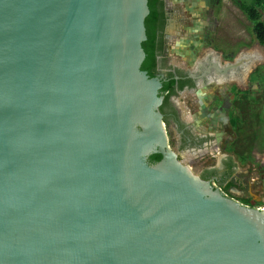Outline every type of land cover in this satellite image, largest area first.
Masks as SVG:
<instances>
[{
	"label": "water",
	"instance_id": "1",
	"mask_svg": "<svg viewBox=\"0 0 264 264\" xmlns=\"http://www.w3.org/2000/svg\"><path fill=\"white\" fill-rule=\"evenodd\" d=\"M149 13L0 0V264H264V210L167 144L160 84L141 70Z\"/></svg>",
	"mask_w": 264,
	"mask_h": 264
},
{
	"label": "rangeland",
	"instance_id": "2",
	"mask_svg": "<svg viewBox=\"0 0 264 264\" xmlns=\"http://www.w3.org/2000/svg\"><path fill=\"white\" fill-rule=\"evenodd\" d=\"M165 2L173 15L171 54L176 64L191 67L212 52L223 56L226 62L240 56L244 66L250 60L249 72L239 83L222 86L218 94L202 93L197 103L192 97L180 102L182 113L190 116L197 129L219 135L220 149L235 157L241 171L256 167L257 172L249 175L254 188L248 186L243 202L247 205L253 201L249 208H263L264 46L257 43L250 22L235 0ZM259 11L264 21V9ZM255 178L258 180L252 181Z\"/></svg>",
	"mask_w": 264,
	"mask_h": 264
},
{
	"label": "flooded vegetation",
	"instance_id": "3",
	"mask_svg": "<svg viewBox=\"0 0 264 264\" xmlns=\"http://www.w3.org/2000/svg\"><path fill=\"white\" fill-rule=\"evenodd\" d=\"M155 2L158 15L144 42L145 58L141 70L160 84L158 96L161 98V104L158 111L162 115L167 144L176 154L177 160L198 178L208 182L226 198L239 202L242 206L252 207L253 201L246 205L243 200L248 193V186L254 188L249 175L257 172L256 167L248 166L245 171H241L235 157L220 149L219 135L197 129L190 116L182 113L180 102L182 99L192 97L193 102L197 103L198 95L202 93L218 94L222 86L239 83L244 71L246 73L250 66V60L246 63V68L244 65L242 70L237 67L233 72L231 70V73L228 71L226 75L224 74L226 64L236 66L241 59L240 56L226 62L223 56L212 52L198 59L191 67L183 63L176 64L171 54L172 11L165 0ZM216 67L222 71L219 78L214 75ZM220 80L222 82H219ZM222 127L223 123L220 128ZM162 158V154L157 152L149 156L148 162L155 164ZM255 179L252 181L258 180ZM238 198H241L240 201ZM258 209L264 210V206Z\"/></svg>",
	"mask_w": 264,
	"mask_h": 264
},
{
	"label": "trees",
	"instance_id": "4",
	"mask_svg": "<svg viewBox=\"0 0 264 264\" xmlns=\"http://www.w3.org/2000/svg\"><path fill=\"white\" fill-rule=\"evenodd\" d=\"M238 9L245 15L252 27V34L260 46H264V21L259 9H264V0H235ZM149 15L145 20L146 36L150 34L151 27L157 19L155 0H148ZM143 43L142 48H145Z\"/></svg>",
	"mask_w": 264,
	"mask_h": 264
},
{
	"label": "bare ground",
	"instance_id": "5",
	"mask_svg": "<svg viewBox=\"0 0 264 264\" xmlns=\"http://www.w3.org/2000/svg\"><path fill=\"white\" fill-rule=\"evenodd\" d=\"M242 58V57H241ZM244 62H241V59H240V61L238 62V68L240 67V69L242 70L243 68H244V66L242 65ZM247 66H245V68H246ZM209 68V67H208ZM211 69V68H210ZM208 70V69H207ZM207 72V71H206ZM209 72V71H208ZM215 76H217V78H219V77H221L220 75H221V73H222V71L218 68L217 69V67L215 68ZM213 72V73H214ZM209 74H212V73H209ZM217 74V75H216ZM244 74H246L245 72H244ZM219 75V76H218ZM226 75V74H225ZM219 80V79H218ZM171 180H172V182L174 183V184H177V185H180L179 183L180 182H182L180 179H178L177 177H176V175L173 173V174H171Z\"/></svg>",
	"mask_w": 264,
	"mask_h": 264
}]
</instances>
